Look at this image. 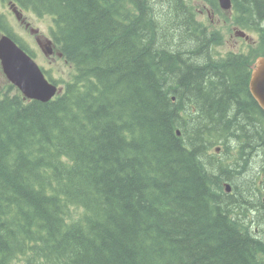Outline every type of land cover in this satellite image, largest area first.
Listing matches in <instances>:
<instances>
[{
    "label": "trees",
    "instance_id": "16d2710c",
    "mask_svg": "<svg viewBox=\"0 0 264 264\" xmlns=\"http://www.w3.org/2000/svg\"><path fill=\"white\" fill-rule=\"evenodd\" d=\"M7 1L51 17L71 68L47 101L0 90V264H264V0H231L255 38L224 54L189 0Z\"/></svg>",
    "mask_w": 264,
    "mask_h": 264
},
{
    "label": "rangeland",
    "instance_id": "374dc122",
    "mask_svg": "<svg viewBox=\"0 0 264 264\" xmlns=\"http://www.w3.org/2000/svg\"><path fill=\"white\" fill-rule=\"evenodd\" d=\"M6 1V0H4ZM196 6V9L199 11L197 18L205 22L210 28L217 29L221 35L222 40L219 45H216V50L219 54H224L229 50L238 51L241 47L247 44L243 36L238 35L236 32L238 28L234 26L232 21V9L226 10L223 15H219L220 12H214L209 9L208 4L205 0H189ZM209 10V13H207ZM25 16L30 20L32 25L38 29V33L41 37H49V29L52 26V19L48 15H38L31 10H25ZM5 13L8 15L9 21L12 25V29L15 34L22 37V41L27 44V46L33 50L34 57L36 58L37 63L43 68L47 69L51 77L60 81L59 84L63 85V81L68 79L70 76L71 66L67 64L62 58L56 57L55 55L46 56L43 54L41 49L38 48L37 44L34 41V36L28 29H24L16 21L15 17L9 14L7 8L0 1V14ZM252 38H255V34L249 33ZM4 83L3 75L0 72V85ZM214 151V148H212ZM234 149H225V152H234ZM215 152V151H214ZM224 152V151H223ZM222 152L223 162H228L229 164L235 163L239 157H235L233 154L229 156V159L225 157V153ZM222 169V168H221ZM257 178V176L255 177ZM264 192V188L262 189ZM260 229V227H259ZM261 235L264 237V224L261 225Z\"/></svg>",
    "mask_w": 264,
    "mask_h": 264
},
{
    "label": "water",
    "instance_id": "95a60500",
    "mask_svg": "<svg viewBox=\"0 0 264 264\" xmlns=\"http://www.w3.org/2000/svg\"><path fill=\"white\" fill-rule=\"evenodd\" d=\"M218 2L223 9L231 7V0H218ZM13 11L18 17L19 11L15 7H13ZM236 33L241 36L245 35L242 31ZM49 43L50 41H48ZM51 51L50 46L46 44L45 54H50ZM0 64L7 79L17 86L24 97L28 99L47 101L61 90L45 77L34 59L7 34L0 37ZM251 68L250 92L264 110V53L255 59ZM226 189H229L228 184H226Z\"/></svg>",
    "mask_w": 264,
    "mask_h": 264
},
{
    "label": "flooded vegetation",
    "instance_id": "af4514ba",
    "mask_svg": "<svg viewBox=\"0 0 264 264\" xmlns=\"http://www.w3.org/2000/svg\"><path fill=\"white\" fill-rule=\"evenodd\" d=\"M8 5V4H7ZM9 7V6H8ZM22 17L21 18H19V19H17V22L19 23V25L21 26V27H23L24 29H28L29 31H30V33H32L33 34V36H34V40H35V43L37 44V46H38V48L39 49H41V48H46V44L48 45V46H50V48H54V43H52V41H50V43L48 44V40H49V38H47V37H41V36H39V34H38V29L37 28H35L33 25H32V23L30 22V20H28V18L25 16V14H24V12L22 11ZM14 15V14H13ZM13 31V30H12ZM14 32V31H13ZM2 33H4V31L3 30H0V35L2 34ZM17 35V34H16ZM17 37H19V38H21L22 39V37L21 36H19V35H17ZM41 47V48H40ZM224 150L222 149V148H220L217 152H216V157H217V161H218V175H219V177H220V179H219V185L222 187V190L223 191H225V192H228V193H233V191H234V184H233V181L232 180H229V179H221V177H222V173H221V168L219 167V164H220V162H221V160H222V152H223ZM249 161V160H248ZM253 171H255V174H254V178L256 177V176H258V175H260L261 176V178L264 180V172H262L261 170H259L258 168H257V166L256 167H253ZM223 171V170H222ZM229 171H231V170H229ZM252 171V172H253ZM245 172H247V170H245ZM231 174V173H230ZM230 176V175H229ZM226 183H228L229 184V189L228 190H226V188H225V184ZM260 183V182H259ZM261 184V183H260ZM263 187V186H262ZM264 188V187H263ZM263 197H264V192H263V195L262 196H260V203H261V205L264 207V201H263ZM252 210H254V212H252L251 213V215H256V214H258V212H260L261 213V217L260 218H264V212L263 211H259V208H258V206L256 207V208H254V209H252ZM262 218V219H263ZM257 226L255 227V232L256 233H258V231H257ZM264 232V231H263ZM262 236V235H261Z\"/></svg>",
    "mask_w": 264,
    "mask_h": 264
},
{
    "label": "bare ground",
    "instance_id": "6f19581e",
    "mask_svg": "<svg viewBox=\"0 0 264 264\" xmlns=\"http://www.w3.org/2000/svg\"><path fill=\"white\" fill-rule=\"evenodd\" d=\"M251 211V210H250Z\"/></svg>",
    "mask_w": 264,
    "mask_h": 264
}]
</instances>
